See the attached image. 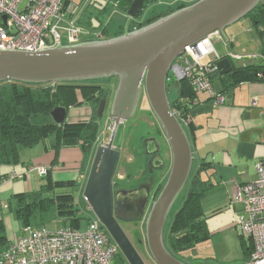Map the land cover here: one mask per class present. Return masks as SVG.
<instances>
[{"label":"water","instance_id":"1","mask_svg":"<svg viewBox=\"0 0 264 264\" xmlns=\"http://www.w3.org/2000/svg\"><path fill=\"white\" fill-rule=\"evenodd\" d=\"M144 1L132 0L128 6L124 2L119 4L120 8L126 9L127 16L119 36L33 53L0 50V83L43 86L116 78L109 110L114 128L109 141L95 150L82 196L127 264L145 263L115 219L143 221L144 242L155 264H187L171 255L164 244L167 218L187 186L194 160L187 132L170 107L167 75L171 64L186 46H195L214 31L224 35L227 27L246 18L264 0H195L137 30H129L131 20L139 15ZM1 19L5 23L6 17ZM216 68L215 73L224 76L231 72V62L223 56L216 62ZM143 94L169 145L171 166L163 187L151 203H148L149 193L145 191L134 198H126L127 205L123 207L112 196L111 176L118 152L111 147L118 123L134 117ZM105 106L106 99L102 98L97 108L98 118L103 116ZM66 116L67 110L63 106L55 107L49 113L56 126L62 125ZM155 159L161 165L159 154Z\"/></svg>","mask_w":264,"mask_h":264},{"label":"crops","instance_id":"2","mask_svg":"<svg viewBox=\"0 0 264 264\" xmlns=\"http://www.w3.org/2000/svg\"><path fill=\"white\" fill-rule=\"evenodd\" d=\"M113 1L115 0H111V3ZM91 3L90 0L77 1L78 6L73 13L77 24L79 17L86 22L83 19L94 12ZM112 14L125 15L115 11H111L110 15ZM87 22L90 23V20ZM224 34L226 37L222 35L223 41L214 43V49L215 44H218V50L215 51L219 56L235 53V43L246 34L250 42H256L258 59L254 64L264 67V30L261 26L256 27L248 21L240 25L235 23L227 27ZM103 38L104 36L99 39ZM244 65L231 62V66L235 68ZM262 75L264 76V72ZM220 77L223 76L211 75V82L215 91H222L223 103L215 106L208 93L198 94L196 104L190 107L191 122L187 127L192 154L197 164L198 182L191 187L203 193L201 207L209 232L208 220L216 217L231 219L238 230L236 216L242 214L244 207L237 202V189L257 179L255 165L264 158V144L260 142L264 132V79L241 82L223 92ZM76 94L80 93L76 91ZM53 142L54 139L44 140L31 147H20L18 163L0 166L1 176L10 173L22 175L19 179L0 183V250H3L2 242H9L23 235V226L14 211V201L19 194L39 191L49 184V187L53 186L51 190L56 196L73 195L74 191L80 192L85 184L86 170H89L91 162H83L78 147L59 149ZM30 165L49 166L51 169L42 177L36 172L26 174ZM209 207L212 211L207 213ZM41 220L45 221L46 226L49 222H59L60 215H56L50 206V212ZM211 236L210 232V239ZM194 258L196 259V252Z\"/></svg>","mask_w":264,"mask_h":264},{"label":"built area","instance_id":"3","mask_svg":"<svg viewBox=\"0 0 264 264\" xmlns=\"http://www.w3.org/2000/svg\"><path fill=\"white\" fill-rule=\"evenodd\" d=\"M77 1L80 0H0V50L33 53L63 44L72 45L90 35L100 38L102 30L93 34L76 23L73 13L77 9ZM2 16L6 17L5 23ZM137 29L133 26V30ZM218 41H223L222 34L214 31L195 46L185 47L168 72V93L171 87L175 90L180 81L186 80L194 95L192 105L196 104L200 93H208L215 106L223 103L222 93L215 91L211 82V75L217 69L216 62L222 59L214 49V43ZM224 57L233 64L244 65L258 59V54L242 56L227 53ZM257 78L263 79L264 76L258 73ZM179 102H184V99H179ZM172 112L182 125L191 122L190 112L186 115L176 109ZM108 130L105 125L101 135L105 136ZM103 140L104 137L97 136L96 143L101 144ZM260 142L264 144V132ZM50 169L49 166L30 165L26 174L36 172L42 177ZM255 170L257 179L239 186L236 193L237 202L244 207L242 214L236 216V225L241 237L252 248L245 264H264V158L256 163ZM21 177L15 173L0 175V183ZM78 200L79 197L74 202ZM87 210L90 215L85 217L83 228L58 226L49 230L45 226L23 227V235L7 242L0 252V264H116L119 248L88 205Z\"/></svg>","mask_w":264,"mask_h":264},{"label":"trees","instance_id":"4","mask_svg":"<svg viewBox=\"0 0 264 264\" xmlns=\"http://www.w3.org/2000/svg\"><path fill=\"white\" fill-rule=\"evenodd\" d=\"M131 1L132 0H115L112 3L106 1L96 9L92 7L94 12L90 13V15L83 20L86 21L87 19V21H89V17H94L98 21L104 22V19L110 15L111 11L125 14L126 9L120 8L119 4L124 2L128 6ZM150 1L151 0L144 1L142 10L139 15L135 17L136 19H139L142 14H144L145 9L150 6ZM157 1L160 2V0ZM184 6H186L185 3L178 5L174 10ZM262 7V4L259 5L246 17H249L253 22L257 21L260 13H263V11H261ZM174 10L164 7L163 11L160 10V13L155 17L152 16L150 19H147L144 23H140L142 20L136 21L134 18L130 22L129 30H132L133 26L139 29L174 12ZM113 16L110 15L108 17L109 20L111 18L113 19ZM87 21H81L79 25L91 28V23ZM125 22L126 19H123L122 23L124 24ZM257 23L263 24L264 20H259ZM123 28L124 25L118 24V30L114 37L121 35L123 33ZM99 30H102L104 38H111L108 36V26H100ZM263 72L264 67L254 63L237 68L232 67L231 72L220 77L223 92L237 86L241 82L257 81V74ZM106 80L102 82H106ZM93 82L99 85L91 87L84 85L86 83H64L42 87L41 85H26L15 82L0 83V166L18 163L20 147H31L51 136L55 137V142L53 143L54 146L56 147L57 145L59 149L80 147L86 158L84 163L87 164L97 136L96 121L98 117L96 116V111L94 110L92 121L89 123H64L60 126L53 124L49 117V113L58 106L65 107L68 113V108L71 105L79 104L76 91H78L81 98H84L86 101L91 100L92 103H94L93 99L97 97L98 99H96V102H98L100 98L105 96L103 93L105 88L100 84V81L96 80ZM166 87L168 93L169 85L166 84ZM175 91L176 95L174 99H169L170 107L172 110L176 109L182 115H186L190 111L192 105L191 101L194 95L191 93L186 80L180 81L179 84L176 85ZM220 93H222V91H220ZM182 98L184 102L180 103L179 99ZM182 126L187 132V127L190 126V123L186 126ZM196 173V170L193 174L191 172L187 183V189L180 194L177 200L178 202L176 201L177 206L175 207V203L164 227V244L166 249L174 257H181L186 261L188 259L186 257L188 253H190V255H195L198 249L197 247L210 239V232L201 207L203 193L191 187V185L195 186L198 182ZM165 181L162 184L160 183L155 197L160 192ZM48 185L39 191L19 194L17 198H15L14 211L19 223L23 227L44 226L46 223L44 220H41V218L47 216L51 206L56 212V215H60V221L62 222V224H60L61 226H70L76 229L81 228L80 222L81 220H85V218L78 217L75 214L73 195L64 194L63 196L61 194L56 196L51 190L53 186L49 187ZM239 239L244 254L243 263H246L252 251L251 245L244 241L241 235ZM6 244L7 242H2L1 247L4 248ZM1 251L2 250H0V252ZM118 263L127 264L125 259L121 256L118 259L117 264Z\"/></svg>","mask_w":264,"mask_h":264},{"label":"rangeland","instance_id":"5","mask_svg":"<svg viewBox=\"0 0 264 264\" xmlns=\"http://www.w3.org/2000/svg\"><path fill=\"white\" fill-rule=\"evenodd\" d=\"M90 1H92L91 5L95 9L101 6L106 1L111 3V0H90ZM168 1L169 2L170 1L171 2L172 1L186 2L185 5H189L192 3L191 1L189 2V0H168ZM165 2L167 1L160 0L159 2L157 0H154V1L151 0L149 2L150 6H148L145 9L144 14H142V16L139 19L135 18V20L136 21L142 20L140 21V23H144L147 19H150L152 16L155 17L158 13H160V10L163 11L165 5L167 4ZM263 4H264V1H263ZM108 16L104 19V22L98 21L94 17H89L91 28H86V27L84 28L88 29L93 34H95V32L99 30L100 26H105L106 24L109 23L107 22V19L109 21ZM112 16L114 18L116 17L115 19H112V22H114V24H111L112 23L111 22L109 25H106L108 26V30H109V37H114L113 33L115 31V27L117 26V23L122 20L118 17L119 15L117 14H112ZM76 20L77 19H75V21ZM78 21L81 22L80 17L78 18ZM247 21L249 22V24H252L249 17L241 19L236 24L240 25L242 23H246ZM90 40H95V39L92 37ZM249 40L250 38L246 34L242 35L241 38H238L237 42L235 43V54L242 55V56L244 55L250 56L253 54L256 55L258 52L257 47H256V42L254 40L250 42ZM215 49L218 50V44H215ZM106 81H110L106 83V85L104 86L105 88L110 89V91L108 92V103L103 113V116L99 118V125L97 128V135L100 137H104V138L105 136H102L101 134L105 127L104 123L108 120L109 110H110V105H111V104L109 105V103L111 99L113 100L117 79L112 78V79H107ZM42 87H46V85H43ZM172 90H173V87H171L170 93L168 95L170 100L174 99L175 97V90L173 91ZM76 97L77 98L81 97V95L76 94ZM83 107H84L83 104H80V103L76 105L75 104L71 105L68 108L67 121H65L64 123L66 124H71L75 122L80 123L82 122V119L85 117H88L89 119V117H91L93 114V110L87 105H85V108L87 109ZM149 110L150 109H149L148 101L145 95L143 94L141 97V100L139 101L137 111L134 117L127 121H124L122 124H120L117 127L115 138H114V145H118L119 147L122 148V150L124 151V155L122 156V159L125 160L126 162L132 161V159H134L135 157L131 153L130 147L134 146L137 143V138L139 135H142L144 131H150L151 133H153L156 127L155 124L160 129L159 123L157 122L154 116H151V110L150 111ZM109 125L110 124L108 123L107 127H109ZM54 138L55 137L51 136V137H48L46 140L50 141V140H53ZM162 140L164 143L162 154H163V158L165 159V164H166L165 171H169L170 166H171L170 148L166 140L164 138H162ZM138 164H139L138 166H141L140 164H142V161H139ZM196 166L197 164L194 159L192 170H191L192 174L193 172H195ZM126 169L128 170L129 167H127ZM132 172H134V170H132ZM124 173H127L125 169H124ZM164 181L165 179L162 180V183ZM11 184H14V183H11ZM186 189H187V186L185 187V190ZM73 197H74L73 198L74 200H76L77 197H79L78 202L77 203L74 202L75 214L81 218L89 217L90 214L87 210V205L83 199L82 193L74 191ZM176 206H177V203L175 207ZM211 211L212 209L209 207V211L207 213H210ZM208 221L210 224L209 229H210V232L212 233V236H211V239L207 243L204 242L197 247L198 253L196 251V259L194 258L195 255H190V253L186 255V257L188 258L187 261L182 259L181 257H177V258L181 259L182 261H185L188 264H242L244 262V254H243V249L241 246V241L239 239L240 232H239V229L237 230L234 227L233 221H231V219L223 220L221 217L211 218ZM60 224H62L61 221L49 222L45 227L48 228L49 230H53V229H56L57 226H60ZM84 224H85V220H81L80 227L83 228ZM138 254L140 255V257L142 258L145 264H155L150 258L148 252H146L144 248H141L140 250H138ZM115 262L117 264L118 261L115 260Z\"/></svg>","mask_w":264,"mask_h":264},{"label":"flooded vegetation","instance_id":"6","mask_svg":"<svg viewBox=\"0 0 264 264\" xmlns=\"http://www.w3.org/2000/svg\"><path fill=\"white\" fill-rule=\"evenodd\" d=\"M166 1L167 2H165V3H167V4L165 5V7L173 9V10L176 9V7L178 5L186 3V2H181V1H177V2H175V1L169 2L168 0H166ZM189 1H195V0H189ZM262 5H263V7H262L261 11H263V13H260V15L258 16V20L254 21L255 23L253 21H251V22L255 26H261L264 30V23L263 24L257 23V22H259V20L260 21L264 20V4H262ZM118 17L120 19H122L121 20L122 22H123V19H126L125 15H119ZM115 18H113V19H115ZM121 21L119 23H117V26L115 27V31H114L113 35H115V33L117 32L118 24L124 25V27H125L126 22L123 24ZM108 22L111 23L112 18ZM111 24H114V22H112ZM129 27H130V24H129ZM123 30H124V28H123ZM108 36H109V32H108ZM92 37H94V36L90 35L89 37H87L84 40L85 41L90 40ZM255 61H257V59L254 61H251V62L249 61V62L254 63ZM97 81H100V84L103 86V88H105L104 86L106 85V83L110 82V81L102 82L103 80H97ZM81 83H86L84 85L91 86V87H96L99 85V84L96 85L93 81H87V82H81ZM109 91H110L109 88H105L103 91L105 96H103L102 98L106 99V106L108 103V92ZM78 95H80V94H78ZM102 98H100V100ZM96 99H98V98L96 97L95 99H93L94 103H92L91 100L86 101L84 98L78 97L77 101L80 104H83V106H84L83 108H85V105H87L93 110V112L95 110L97 113V108H98L100 100H98V102H96ZM111 101H112V99H111ZM111 101H110L109 105L111 104ZM106 106H105V108H106ZM85 109H87V108H85ZM92 110H91V112H92ZM96 116H97V114H96ZM151 116H153L152 113H151ZM66 121H67V116H66ZM90 121H92V116L89 117V119H88V117L83 118L82 122H80V123H89ZM96 122H97V128H98L99 118ZM123 122L124 121H120L118 123L117 127L120 124H122ZM108 123L110 124L108 127L109 130L106 132L105 138L101 144L96 143V139H97L98 135L96 136V139H95V142L92 146V151H91V154H90V157L88 160L89 164H90V162L92 164V160H93V156H94L96 148L98 146L104 145L110 139V136H111L113 128H114V121L110 115L108 116V120L104 123V125H108ZM155 126L156 127H155V130L153 131V133H151L150 131H144L142 135L138 136L137 143L134 146L130 147L131 153L135 157H134V159H132V161H129V162H126L125 160L122 159V156L124 155V151L118 145H114V139H113L111 149L118 152V155H117L118 159H117V163H116L115 169L113 171V174L111 176V191H112V196H113L114 201L119 200L122 203L123 207H125L127 205L126 204V200H127L126 198H134V196H136V195L139 196V195L143 194V192H145V191L149 193L148 203H151L153 201V199L155 198V193H156L160 183H162V180H164V179L166 180V178H167L169 171H165L166 164H165V159L163 158V154H162L163 147H164V145H163L164 143H163L162 138H164L165 140H166V138L163 135L161 129H159L156 124H155ZM116 130H117V128H116ZM115 133H116V131H115ZM114 138H115V135H114ZM166 142H167V140H166ZM156 144H157V146H156ZM78 148L80 149V147H78ZM155 148L158 149L157 152H155ZM147 150L151 151V153H147L148 152ZM80 151H81V149H80ZM133 151L135 154L133 153ZM81 153H82L83 162H84L86 160V158H85L82 151H81ZM157 154H159L162 158L161 165H158V162L155 159V156ZM139 161H142V164H140L141 166H138ZM91 164H90L89 170L88 169L86 170V172L88 171L87 176L89 174ZM127 167H129L128 170L126 169ZM124 169H125V171H127V173H124ZM130 169H131V171H130ZM132 170H134V172H132ZM80 191L83 192V188H81ZM115 221H116V224L121 229V231L123 232V234L125 235V237L127 238V240L131 243V245L137 251V253H138V250H140L141 248H144L147 252L146 245L144 242L143 221H141V222H123V221H120L117 219H115ZM120 256L124 259V257L122 256V254L119 250V258H120Z\"/></svg>","mask_w":264,"mask_h":264},{"label":"bare ground","instance_id":"7","mask_svg":"<svg viewBox=\"0 0 264 264\" xmlns=\"http://www.w3.org/2000/svg\"><path fill=\"white\" fill-rule=\"evenodd\" d=\"M95 40H98V38H95V37H93ZM240 65H242V64H240ZM215 74V76H219L217 73H214Z\"/></svg>","mask_w":264,"mask_h":264},{"label":"clouds","instance_id":"8","mask_svg":"<svg viewBox=\"0 0 264 264\" xmlns=\"http://www.w3.org/2000/svg\"><path fill=\"white\" fill-rule=\"evenodd\" d=\"M191 2H193V1H191ZM125 16H126V14H125ZM126 18H127V16H126ZM133 30V29H132ZM102 36H104V35H102ZM101 36V37H102ZM99 39V38H98ZM106 39V38H105ZM99 40H101V39H99ZM85 41V40H84ZM88 41V40H87ZM52 85H55V84H52ZM167 94H169V93H167Z\"/></svg>","mask_w":264,"mask_h":264}]
</instances>
